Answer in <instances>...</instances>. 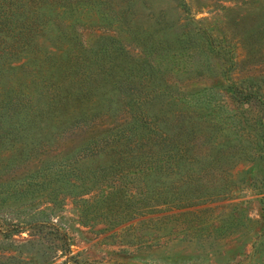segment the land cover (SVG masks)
I'll return each instance as SVG.
<instances>
[{
	"label": "rangeland",
	"instance_id": "obj_1",
	"mask_svg": "<svg viewBox=\"0 0 264 264\" xmlns=\"http://www.w3.org/2000/svg\"><path fill=\"white\" fill-rule=\"evenodd\" d=\"M134 9L138 33L118 24L108 28L93 10L51 12L43 35L3 72L0 92L21 85L35 98L51 93L43 88V72L31 77L30 69L42 68L50 80L49 54L71 45L60 43L55 17L67 20L71 36L84 45L105 36L122 40L128 55H115L118 72L132 57L145 59L134 37L152 36L167 40L174 53L157 74L181 93L180 108L202 103V132L197 128L187 152H168L175 162L143 170L131 141H108L131 122L123 113L128 97L110 84L75 102L86 115L68 103L56 118L27 123L20 138L0 142V264H264V161L245 123L264 113V0H137ZM22 74L30 78L26 84ZM236 87L261 91L263 99L239 103ZM160 108L157 102L152 110ZM221 125L227 131H218ZM97 142L105 147L83 151ZM189 151L200 160L176 167L187 163L179 159Z\"/></svg>",
	"mask_w": 264,
	"mask_h": 264
},
{
	"label": "trees",
	"instance_id": "obj_2",
	"mask_svg": "<svg viewBox=\"0 0 264 264\" xmlns=\"http://www.w3.org/2000/svg\"><path fill=\"white\" fill-rule=\"evenodd\" d=\"M136 2L137 0H0V80L4 76L3 72L13 68L12 61L16 59L15 56L28 50L36 43L37 38L43 35L48 22L54 18L49 17L51 12L55 15L57 10L72 14L93 10L100 15L99 19L106 23L108 28L112 29L118 24L129 28L128 30L134 28L135 33H138L140 26L137 24L134 26L138 14L134 9ZM120 4L121 6L118 7ZM55 21L60 28L62 27L60 43L68 41L71 45L58 55L49 54V58L53 61L50 63L51 74H47L53 80L45 78L42 68L30 69L31 77L43 72L40 77L43 88H47L51 93L46 95L38 92L35 98L36 92L28 93L21 85L19 89L9 85L3 93L0 92V142L6 138H20V134L26 133L27 123L38 125L46 116L56 118L60 108L62 109L61 104L69 103L67 108L72 109V104L74 106L75 102L82 103L90 97L92 90H100L104 85L110 84L121 91L124 97H128L123 113L131 122L127 123L129 125L124 128L123 133L116 132L108 138V141L119 143L124 137L131 141L138 149L143 170L158 169L175 162L173 155L168 153L171 150L187 152L189 148L192 149L193 143L190 141H193L192 138H197V128L202 132L201 127H198L202 118L200 110L202 103H197L193 108L190 104H187L186 108H180L182 102H185L183 97L180 100L181 93L175 95L167 88L168 79L164 75L158 76V68L160 69L161 64L163 65L168 57L174 54L170 51L167 40L162 43L151 39L152 36L134 37L142 44L141 49L144 53H141L145 59L141 61L132 57L129 64L125 63V66L121 67L122 71L118 72L116 69L120 66L115 68L117 65L115 55L116 58L123 54L128 55L122 40L105 36L93 44L84 45L83 40L80 43L78 36H71L74 28L67 24L69 23L67 20L64 21L67 25L56 17ZM158 23L160 24L159 21ZM165 29V27L159 28L160 31ZM211 50L213 51V47ZM154 54H163L161 58L163 60L155 63L152 61ZM117 72L120 76L122 73L123 76L124 73L127 75L122 78L117 76ZM56 73L58 78H55ZM131 73L137 75V87L132 83L134 77ZM18 77L22 84H26V79H30L27 74ZM55 79L61 81L57 83L54 82ZM66 81H70L72 85L67 87ZM160 84H163L164 88ZM145 86L148 89L138 88ZM248 90L243 87L234 89L233 94L237 102L250 103L259 96L263 99L264 95L262 96L261 91L254 92L251 87ZM157 102L161 104V108L159 111H153L152 107ZM77 106L78 111L86 115L83 106L75 105ZM173 106L178 108L173 110ZM108 110L109 113L118 115L117 107L110 104ZM93 111L98 117L100 111L96 109ZM102 112L106 114V111ZM89 114H92V111ZM245 123H249L248 118ZM247 124L248 134L256 139V146L262 151L259 159L264 161V113L254 119L253 125L247 126ZM240 125V122L236 123V128L238 129ZM223 128L218 131L227 129L226 126ZM109 142L106 144L108 145ZM148 146L149 151H146ZM102 147L105 146L97 142L87 145L83 151L94 152ZM235 147L237 145L231 146V148ZM239 148H243V145ZM161 150L162 154L158 152ZM148 152L157 154H148ZM198 160L200 158L189 151L184 159H179V162L187 163L176 167H192ZM3 233L9 237L10 230H5Z\"/></svg>",
	"mask_w": 264,
	"mask_h": 264
}]
</instances>
